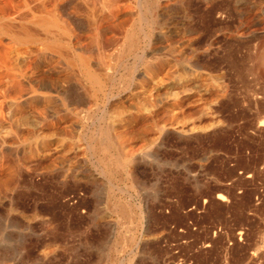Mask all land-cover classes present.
<instances>
[{
	"label": "rangeland",
	"instance_id": "rangeland-1",
	"mask_svg": "<svg viewBox=\"0 0 264 264\" xmlns=\"http://www.w3.org/2000/svg\"><path fill=\"white\" fill-rule=\"evenodd\" d=\"M0 27V264H264V0H0Z\"/></svg>",
	"mask_w": 264,
	"mask_h": 264
},
{
	"label": "bare ground",
	"instance_id": "bare-ground-1",
	"mask_svg": "<svg viewBox=\"0 0 264 264\" xmlns=\"http://www.w3.org/2000/svg\"><path fill=\"white\" fill-rule=\"evenodd\" d=\"M38 11V10H37ZM42 12V11H41ZM8 22V21H7ZM10 25V24H9ZM43 26V24H41ZM37 27V26H36ZM1 28V27H0ZM39 28V27H38ZM2 29V28H1ZM7 33H12L9 28L4 29ZM22 32H27L25 28H22ZM49 34V33H48ZM14 38V37H13ZM31 39V38H30ZM91 73V72H90ZM98 77V76H97ZM219 200H222V197H218Z\"/></svg>",
	"mask_w": 264,
	"mask_h": 264
}]
</instances>
